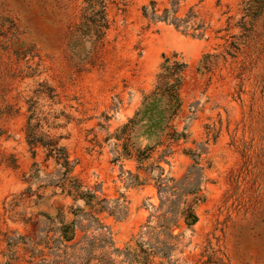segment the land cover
Returning <instances> with one entry per match:
<instances>
[{"label":"rangeland","instance_id":"rangeland-1","mask_svg":"<svg viewBox=\"0 0 264 264\" xmlns=\"http://www.w3.org/2000/svg\"><path fill=\"white\" fill-rule=\"evenodd\" d=\"M103 2L0 0V264H264V0Z\"/></svg>","mask_w":264,"mask_h":264},{"label":"trees","instance_id":"trees-1","mask_svg":"<svg viewBox=\"0 0 264 264\" xmlns=\"http://www.w3.org/2000/svg\"><path fill=\"white\" fill-rule=\"evenodd\" d=\"M86 5L83 11V21L80 28H83L84 31L90 33L92 36H96L97 39H101L104 35L105 30L107 29V21L105 16V5L103 0H83ZM94 8H97L94 11ZM97 18L95 20V18ZM184 64L178 61H171L169 58H164L163 63L160 65L159 73L157 75L159 79L168 78V76L173 77L172 84H162L164 87V92L168 93L169 100H177V93L181 86L182 81V72L184 69ZM161 87V89H163ZM38 128H27L26 130V138L28 144L31 148L40 144L42 147L48 150L47 158H53L59 164H61L66 172H69V164L68 158L66 154V150L63 146L59 145V137H53L48 135H42L37 132ZM42 137L46 140L43 141ZM52 155V153H54ZM59 154V156H55Z\"/></svg>","mask_w":264,"mask_h":264}]
</instances>
